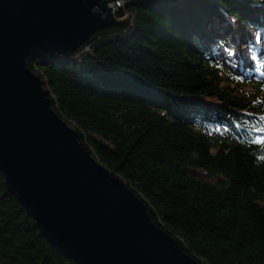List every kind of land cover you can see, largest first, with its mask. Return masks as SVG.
I'll list each match as a JSON object with an SVG mask.
<instances>
[{
  "label": "trees",
  "instance_id": "trees-1",
  "mask_svg": "<svg viewBox=\"0 0 264 264\" xmlns=\"http://www.w3.org/2000/svg\"><path fill=\"white\" fill-rule=\"evenodd\" d=\"M101 1L121 2L112 24L26 58L51 106L201 264H264V80L248 52L264 0ZM0 264H78L1 169Z\"/></svg>",
  "mask_w": 264,
  "mask_h": 264
},
{
  "label": "water",
  "instance_id": "water-1",
  "mask_svg": "<svg viewBox=\"0 0 264 264\" xmlns=\"http://www.w3.org/2000/svg\"><path fill=\"white\" fill-rule=\"evenodd\" d=\"M111 12L101 0H0V169L41 233L78 264H201L82 145L27 65L73 51L112 24Z\"/></svg>",
  "mask_w": 264,
  "mask_h": 264
},
{
  "label": "rangeland",
  "instance_id": "rangeland-1",
  "mask_svg": "<svg viewBox=\"0 0 264 264\" xmlns=\"http://www.w3.org/2000/svg\"><path fill=\"white\" fill-rule=\"evenodd\" d=\"M116 4L111 3L110 6L112 7V11L117 9L119 6ZM261 40L263 42L256 43L254 39H249L248 41V51L251 52L252 58L254 61H256V70L254 72L255 77L257 79L264 80V32H262ZM254 43V44H252ZM263 43V44H262ZM218 55L221 59L227 58V60L231 62L230 67L232 69H237V66L239 65L238 61L234 59L233 55V50L228 48V49H223L219 48L217 50Z\"/></svg>",
  "mask_w": 264,
  "mask_h": 264
},
{
  "label": "built area",
  "instance_id": "built-area-1",
  "mask_svg": "<svg viewBox=\"0 0 264 264\" xmlns=\"http://www.w3.org/2000/svg\"><path fill=\"white\" fill-rule=\"evenodd\" d=\"M118 4V6H120L121 5V2H119V1H116ZM116 2H114V4H116Z\"/></svg>",
  "mask_w": 264,
  "mask_h": 264
}]
</instances>
